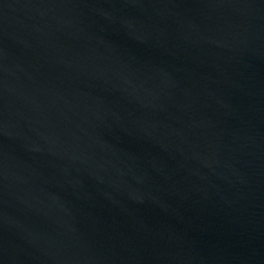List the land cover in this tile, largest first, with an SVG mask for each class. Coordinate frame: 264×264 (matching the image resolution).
Returning a JSON list of instances; mask_svg holds the SVG:
<instances>
[{
    "label": "water",
    "instance_id": "95a60500",
    "mask_svg": "<svg viewBox=\"0 0 264 264\" xmlns=\"http://www.w3.org/2000/svg\"><path fill=\"white\" fill-rule=\"evenodd\" d=\"M0 264H264V0H0Z\"/></svg>",
    "mask_w": 264,
    "mask_h": 264
}]
</instances>
